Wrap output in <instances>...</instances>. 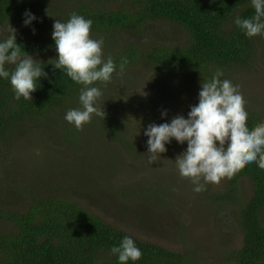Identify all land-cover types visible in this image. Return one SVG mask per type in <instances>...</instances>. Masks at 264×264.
Masks as SVG:
<instances>
[{
    "label": "trees",
    "instance_id": "obj_1",
    "mask_svg": "<svg viewBox=\"0 0 264 264\" xmlns=\"http://www.w3.org/2000/svg\"><path fill=\"white\" fill-rule=\"evenodd\" d=\"M41 6L46 8L44 0H0V42L12 34L8 30L10 25L15 29L18 22L26 18V11L41 12ZM49 11L57 15L50 21L49 33L16 32L17 43L39 60L48 77L37 81L32 100L23 97L17 100L10 78L0 77L1 142L6 143L7 137L12 136L23 122L44 119L49 124L55 123L49 114L59 111L66 115L65 106L80 103L83 86L68 77L64 70L54 69V65L48 63L50 59L58 58L52 38L53 25L56 20L67 22L72 13L93 21L92 38L103 40L104 59L111 56L116 64L113 78L126 60L123 70L154 65L169 74L191 75L201 89L202 81H210L217 70L223 72L221 80L231 81V73L248 64L255 51L257 36L249 38L235 23L237 17L254 16L251 0H123L116 10L98 0H63ZM155 23L172 26L183 39L171 47L152 45L147 39L139 48L120 47L115 43L116 34L139 35ZM7 68L11 71L14 66ZM103 85L97 83L94 86L101 88ZM104 91L108 93L106 89ZM100 108L106 113L111 111L110 105ZM246 110L250 129L264 122L263 116ZM102 121L106 130L122 125L120 122L113 124L115 114H107ZM225 182V190L211 194L209 201L239 203L241 206L238 220L243 244L234 250L230 260L235 264H264V170L253 162ZM244 182L250 187L247 200L240 194ZM16 185L12 178L4 186L0 182V264H120L118 255L112 254L111 248L118 247L125 236L131 237L143 253L142 259L129 260L127 264H188L194 259L192 254L181 253L110 224L91 207L90 198H94L95 190L80 189V195H69L65 188L43 183L40 186L46 190L43 195L34 192L30 186L19 194ZM25 194L30 195L28 202L16 201ZM82 195L90 202L81 199ZM165 195L170 192L166 191ZM98 210H104L103 205ZM148 220L145 217L142 225L150 227Z\"/></svg>",
    "mask_w": 264,
    "mask_h": 264
},
{
    "label": "rangeland",
    "instance_id": "obj_2",
    "mask_svg": "<svg viewBox=\"0 0 264 264\" xmlns=\"http://www.w3.org/2000/svg\"><path fill=\"white\" fill-rule=\"evenodd\" d=\"M44 1L46 8L41 6V12L32 13L37 19L29 27L24 24L26 18L22 19L16 32H50V21L57 15L49 10L63 0ZM98 1L107 3L112 10L123 2ZM114 39L120 47L139 48L147 42L145 39L152 45L171 47L183 36L168 24L155 23L139 35L118 33ZM254 49L248 64L232 72L230 78L239 85L247 101L246 109L264 117V36H257ZM195 81L189 74H169L154 65L119 72L100 88L103 96L98 104L110 105L107 114H115L113 124H122L114 130H106L102 117L93 115L91 123L79 131L59 111L49 114L55 123L44 119L21 123L6 143L0 141L1 185L12 178L19 194L30 186L43 195V183L65 188L69 195H80V189L95 190L90 201L98 207H91L110 224L192 254L194 259L188 264H235L230 260L232 253L243 244L238 220L241 206L209 201L211 194L225 190V179L220 185L206 184L205 193L194 191L196 185L180 176L175 163L176 157L187 150V142L181 145L175 139L166 145L168 151L161 154L160 160L149 161L148 137L144 135L148 125L170 123L177 115L188 118L191 106L199 103L201 89ZM80 107V103H72L63 110L67 113ZM243 184L240 194L247 200L250 187ZM166 191L170 195H165ZM29 196L20 195L16 201L28 202ZM82 198L90 202L85 195ZM102 205L104 210H98ZM145 217L150 227L142 225Z\"/></svg>",
    "mask_w": 264,
    "mask_h": 264
},
{
    "label": "clouds",
    "instance_id": "obj_3",
    "mask_svg": "<svg viewBox=\"0 0 264 264\" xmlns=\"http://www.w3.org/2000/svg\"><path fill=\"white\" fill-rule=\"evenodd\" d=\"M251 4L254 16L237 17L235 23L249 38L264 36V0H251ZM25 17V26L37 19L30 10L25 12ZM92 25L91 19L76 13H72L67 22L56 20L52 38L58 58L48 61L54 69L64 70L68 77L83 86L79 95L82 107L69 109L65 115V120L79 131L91 123L93 115L105 119L107 113L98 106L103 92L94 85H107L116 73L113 58L104 59L103 40L92 38ZM8 30L12 34L0 42V77L10 78L17 100L21 97L32 100L37 81L47 78L48 73L39 60L22 50L17 43L16 29L10 25ZM126 62L120 64L121 73ZM8 65L14 68L10 71ZM221 76L223 72L217 70L210 81H202L199 103L191 106L188 118L173 116L170 123L149 124L144 132L148 137L150 163L160 160L161 154L168 151L166 145L173 139L181 145L187 142V150L176 157L175 163L180 176L196 185V192L206 190V184L220 185L224 179H232L253 162L264 170V122L253 129L247 126V101L239 85L228 79L221 80ZM162 115L166 117L167 112ZM111 252L118 255L120 264L138 261L143 256L129 236H125L118 247L113 246Z\"/></svg>",
    "mask_w": 264,
    "mask_h": 264
}]
</instances>
